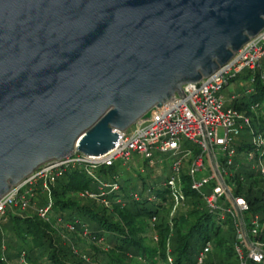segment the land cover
Wrapping results in <instances>:
<instances>
[{"label": "water", "instance_id": "1", "mask_svg": "<svg viewBox=\"0 0 264 264\" xmlns=\"http://www.w3.org/2000/svg\"><path fill=\"white\" fill-rule=\"evenodd\" d=\"M264 28V0H0V198L99 156Z\"/></svg>", "mask_w": 264, "mask_h": 264}, {"label": "built area", "instance_id": "2", "mask_svg": "<svg viewBox=\"0 0 264 264\" xmlns=\"http://www.w3.org/2000/svg\"><path fill=\"white\" fill-rule=\"evenodd\" d=\"M245 71L251 73L249 82L253 81L255 72L264 80V28L214 73L197 82L182 85V96L175 95L162 106L152 109L146 119H140L126 130L118 131L117 142L107 153L90 156L74 151L61 160H51L39 166L0 198V223L5 221L9 212L21 213L29 208L37 184L40 191L45 193L46 200L35 208L36 214L48 221L52 208L49 184L70 167L79 166L98 180L95 170L101 165L108 166L114 162L125 165L133 154H138L149 164H153L154 151L169 153L176 157L170 165V174L164 181L165 187L170 190V216L177 208L185 205L181 173L183 161L187 160L185 169L190 189L200 196L207 210L216 215L218 222L228 219L234 227L233 251L238 264H264V214L252 212L248 201L234 192L237 181H244V173H238L240 163L234 162L236 150L232 145V135H237L244 127L251 129V121L248 116L232 107H225L221 96L223 88ZM236 96L237 94H231L230 99L233 100ZM184 140L192 142L193 148L182 149ZM252 143L256 148H264L263 136L254 134ZM255 156L259 164L255 174L264 180V154L255 155L252 150L248 152V160H253ZM99 183L100 193L85 190L79 195L99 199L106 205V199L100 198L103 188L117 190L119 185ZM134 198L138 199V196L134 195ZM120 201L119 198L116 199V202ZM155 219V215L150 217L151 225ZM68 225L67 228L72 230L73 225ZM81 229V234L89 238L87 228L82 226ZM211 249L210 242L204 243L191 264H204ZM20 260L22 264H26L22 258ZM4 261L2 246L0 262ZM167 262L174 264L169 255Z\"/></svg>", "mask_w": 264, "mask_h": 264}, {"label": "trees", "instance_id": "3", "mask_svg": "<svg viewBox=\"0 0 264 264\" xmlns=\"http://www.w3.org/2000/svg\"><path fill=\"white\" fill-rule=\"evenodd\" d=\"M253 75L252 82H249L250 71L236 78L246 84L239 85V91L233 93L237 96L232 100V108L248 116L250 121L254 119L251 135L259 133L264 138V80L258 72ZM232 145L237 155L243 150H252L255 155L264 154V148H256L252 141L240 140L237 148ZM95 176L98 180L83 168L74 166L55 178L49 184L52 208L48 221L39 218L35 209L45 203L46 195L43 194L36 200L35 208H27L24 214L9 212L0 223V256L4 246V255L8 248L18 247L17 255L26 264H167L168 246L174 264H191L201 246L210 242L212 249L208 255L214 254L211 264H238L233 251L234 227L228 219L222 223L217 219L209 222L211 213L200 196L190 189L186 169L183 168L181 173L186 197L184 210H176L173 216H170L171 197L166 196L168 189L164 183L163 189L148 200L132 190L123 189L120 181H128L133 175L117 162L99 166ZM99 181L119 185L117 190L103 188L100 198L106 199V205L99 199L79 195L85 190L100 193ZM234 192L248 201L252 212L264 214V180L255 173H244V181H237ZM117 198L121 201L116 202ZM152 215L157 220L151 225ZM56 222L70 223L75 231L64 237V232L61 234L64 227ZM55 224L59 227L55 228ZM82 226L88 230V239L94 241L89 252L78 250L82 237L78 232ZM149 226L159 234L158 249L145 242ZM96 241L104 244L105 251L96 246ZM199 242L201 246H197Z\"/></svg>", "mask_w": 264, "mask_h": 264}, {"label": "rangeland", "instance_id": "4", "mask_svg": "<svg viewBox=\"0 0 264 264\" xmlns=\"http://www.w3.org/2000/svg\"><path fill=\"white\" fill-rule=\"evenodd\" d=\"M239 83H240V80L235 79L234 81H231L229 85L225 86L223 90L221 91V96L224 101L225 107H232V100L230 99V95L231 93L239 91L240 89ZM243 84H246V81L243 80ZM259 115L262 116L263 115L262 112H260ZM251 121L254 124V119L251 118ZM263 133H264V130H263ZM232 137H233V144L235 145V147H236L237 142H239L240 140L244 139L248 142L252 141V135L250 133V128L248 127H244L243 129L239 131L237 135L233 134ZM193 146H194L193 143L190 141L184 140L182 143V149H192ZM247 156H248V151L246 150H243L240 152V154L238 153V155L236 154L234 156V162L242 164V167L240 168L238 173L254 174L257 172V169L259 168L258 161L256 159V156L253 160H248ZM175 158L176 157L171 156L169 153H160V152L154 151L153 153L154 163L153 164H149L147 160H145L142 156L138 154H133L130 160L125 165H122L121 162H117L119 163L120 167H122V169L129 171L130 175H133L128 181H123V180L120 181L121 185L124 187L123 189L125 191L132 190L133 192L139 194L142 198H147L148 200H151L153 196L157 195V193L163 189V183L168 177V175L170 174V165ZM183 162H184L183 168L185 169L187 167V160H184ZM262 162L264 164V159H262ZM253 166L254 168L252 169ZM39 188H40L39 184H37L35 186V191H34L35 193H34V196H33V199H32V202L29 208H35L36 200L38 199V197H40V194L45 195V193H42ZM169 195H170V190H168L166 193L167 197ZM152 207H154L153 204H152ZM178 209L184 210L183 207L177 208L176 210ZM26 211L27 209L22 211V213L24 214ZM215 219H216V215L214 213H211L209 222H212ZM156 220H154V222ZM56 223H59L62 227H64V229L61 228V234L63 235L62 232H64V235H63L64 237L70 236L72 232L75 231L74 229L70 230L69 228H67V226H69L68 225L69 223H64V222H56ZM58 227L59 226L55 224V228H58ZM78 234L82 236V237L79 236L81 237L80 239L81 241L78 242V247H79L78 250L89 252L90 246L92 245L94 241H91L90 239H88V237L83 236L81 232L80 233L78 232ZM145 237H146L145 242L148 246L158 249L159 234L155 231V229L152 226H149V228L147 229ZM96 244H97L96 246H98L99 249H102V250L105 249V246L101 241H96ZM201 245L202 244L199 242L197 246H201ZM166 250H168L167 255L170 256L168 246ZM17 252H18V247L12 248V249L8 248L7 250L8 256L4 255L5 257L4 263L5 264H22L19 256L17 255ZM213 256L214 254L210 253L208 255V258L205 260V263L211 264V262L213 261ZM164 263L158 262V264H164ZM137 264H140V263L138 262Z\"/></svg>", "mask_w": 264, "mask_h": 264}, {"label": "crops", "instance_id": "5", "mask_svg": "<svg viewBox=\"0 0 264 264\" xmlns=\"http://www.w3.org/2000/svg\"><path fill=\"white\" fill-rule=\"evenodd\" d=\"M239 85H243V83L240 81ZM231 94H233V93H231Z\"/></svg>", "mask_w": 264, "mask_h": 264}]
</instances>
